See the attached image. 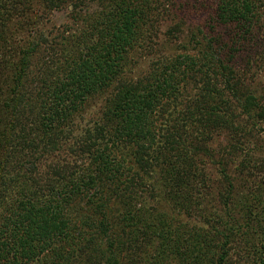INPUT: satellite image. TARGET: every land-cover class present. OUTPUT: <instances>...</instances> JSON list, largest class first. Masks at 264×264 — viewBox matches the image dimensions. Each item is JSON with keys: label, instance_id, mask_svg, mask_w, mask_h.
<instances>
[{"label": "trees", "instance_id": "trees-1", "mask_svg": "<svg viewBox=\"0 0 264 264\" xmlns=\"http://www.w3.org/2000/svg\"><path fill=\"white\" fill-rule=\"evenodd\" d=\"M211 2L196 55L133 78L183 0H0V264H264V103L217 32L264 0ZM64 6L69 37L44 19Z\"/></svg>", "mask_w": 264, "mask_h": 264}, {"label": "rangeland", "instance_id": "rangeland-1", "mask_svg": "<svg viewBox=\"0 0 264 264\" xmlns=\"http://www.w3.org/2000/svg\"><path fill=\"white\" fill-rule=\"evenodd\" d=\"M212 0H183L186 8L182 12H175L174 16L169 18L167 12L166 15H160L155 23V33L157 35L156 42L159 44L152 45L153 48L146 52H138L133 58V65L129 67L125 75H131L129 77L138 78L143 75H147L148 68L152 61L158 63L157 61L162 60L166 57H174L182 54L196 55L198 47L194 41L200 40L206 43L204 40V35L207 37H212L210 34V27L214 26V21L212 17ZM97 3H86L83 7L81 16L84 14H91L97 10ZM174 11L176 8H173ZM71 7H63L60 10L48 11L46 16L47 20H50V28L53 29L54 33L65 31V37H69L76 31L81 30V18L75 19L70 13ZM185 10V11H184ZM162 11V10H160ZM37 12V11H36ZM42 11H38L36 14L39 16ZM79 16V17H81ZM45 21V20H44ZM176 24L180 26V32L173 36L167 35ZM233 26V27H231ZM227 28L218 29L217 32L221 38L228 44V48L237 51L235 57V66L240 68L243 75H238L241 79L245 80V85L248 90L252 91L258 98L261 104L264 103V16L260 18L259 25H255L251 33L243 36L241 30L235 25H231ZM79 29V30H78ZM202 32L200 34L198 31ZM154 30V29H153ZM217 34V35H218ZM235 37V38H234ZM239 37V39H238ZM245 37V38H244ZM233 39V40H232ZM51 42V38L48 39ZM232 42V43H231ZM233 46V47H232ZM138 62V63H136ZM52 61L49 59L48 64ZM37 68L32 69L36 71ZM191 90V89H190ZM193 94V92H192ZM263 100V101H262ZM100 107V101H91L87 108V113L84 114L85 119L90 118L94 111H98ZM264 128V123H262ZM260 133V134H259ZM256 135L258 138L257 146H255L254 154L255 157H264V146L263 143V129L259 130ZM223 136L216 138V141L222 140ZM262 140V142H261ZM213 165V164H212ZM214 166V165H213ZM209 170L211 176L214 178L217 175L215 166L212 167L209 164ZM147 196V194H145ZM241 214H236L235 217L239 218ZM261 228H264V220L259 221L258 224ZM264 231V229H260ZM260 237L264 238V234ZM261 239V238H260ZM234 259V257L232 258Z\"/></svg>", "mask_w": 264, "mask_h": 264}]
</instances>
